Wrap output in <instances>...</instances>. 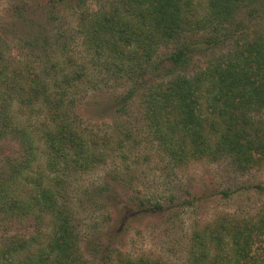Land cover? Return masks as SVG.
I'll list each match as a JSON object with an SVG mask.
<instances>
[{
    "label": "trees",
    "instance_id": "trees-1",
    "mask_svg": "<svg viewBox=\"0 0 264 264\" xmlns=\"http://www.w3.org/2000/svg\"><path fill=\"white\" fill-rule=\"evenodd\" d=\"M88 1L16 5L10 26L25 59L17 60L0 32V149L4 141L18 145L16 154L0 152V264H158L116 248L128 222L111 234L115 217L169 219L200 200L122 195L117 188L130 180L108 171L88 191L106 211V226L83 248L70 178L106 165L114 150L111 136L77 127L76 97L90 69L127 85L94 111L123 117L137 100L155 155L173 167L207 161L245 175L264 160V0H104L95 11ZM63 12L75 17L71 31L83 62L69 53L65 25L56 23ZM201 57L206 61L192 70ZM114 131L125 159L136 140L131 130ZM250 191L264 196V184L211 196ZM187 254L188 264H264V206L250 217L224 213L198 225Z\"/></svg>",
    "mask_w": 264,
    "mask_h": 264
},
{
    "label": "rangeland",
    "instance_id": "rangeland-1",
    "mask_svg": "<svg viewBox=\"0 0 264 264\" xmlns=\"http://www.w3.org/2000/svg\"><path fill=\"white\" fill-rule=\"evenodd\" d=\"M31 1L34 0H0V32L7 41L8 50L16 53L17 60L25 59L27 52L18 44L15 28L10 26L11 14L16 5ZM103 1L89 0L87 6L95 11ZM60 17L61 21L56 23L60 25L62 22L65 25L64 29L70 42L69 53L76 58L80 57L83 62L86 53L80 48V40L76 33L71 31L74 15L72 12H63ZM206 59L207 57H201L191 69H197ZM124 87L127 85L124 86L121 80L114 79L99 69H90L88 79L76 97L75 108L80 124L77 127L84 131L83 134L90 131L93 135L111 136L110 148L114 149L108 151L106 165L87 174H76L70 178L69 194L72 196L70 201L78 221L79 235L85 240L82 246L88 247L89 241L96 238L94 232L106 226V211L97 209L92 198H89L88 191L98 184L106 172L114 171L124 179L130 180V186L122 185L117 188L122 195L127 193L131 196L137 193L161 199L172 193L184 199L192 198L194 195L200 198L195 206L183 207L178 210L175 217L169 219L166 216L144 213L133 214L135 217L131 219L133 215L128 217L129 214H121L122 216L115 217L112 224L115 227L114 231L109 232L111 234L122 232L123 222L127 220L128 230L115 240L118 250L134 258L141 256L151 258L158 264H188V239L192 229L224 213L234 214L240 218L250 217L256 209L264 206V196L252 191L234 194L229 199H221V195L211 196L222 190H235L239 184H264V160L245 175H235L229 166L211 164L207 161L191 162L188 166L180 168L173 167L168 159L155 155L153 146L146 136L137 100L133 101L135 104L131 107L130 113L123 117L117 115L101 117L92 108L94 103L100 102L110 94L121 92ZM116 127L131 130L137 143L127 145L124 149L127 155L125 159L121 158L119 150L113 143L118 135V132L114 131ZM1 145L0 152L16 154L18 151V145L14 141H4ZM203 197L206 198L201 201ZM86 257L94 261L91 256Z\"/></svg>",
    "mask_w": 264,
    "mask_h": 264
}]
</instances>
